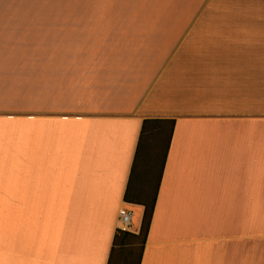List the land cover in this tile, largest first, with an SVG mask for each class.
Here are the masks:
<instances>
[{
  "label": "crops",
  "instance_id": "crops-1",
  "mask_svg": "<svg viewBox=\"0 0 264 264\" xmlns=\"http://www.w3.org/2000/svg\"><path fill=\"white\" fill-rule=\"evenodd\" d=\"M178 10L0 6V264H108L154 133L139 264H264V0Z\"/></svg>",
  "mask_w": 264,
  "mask_h": 264
},
{
  "label": "rangeland",
  "instance_id": "rangeland-1",
  "mask_svg": "<svg viewBox=\"0 0 264 264\" xmlns=\"http://www.w3.org/2000/svg\"><path fill=\"white\" fill-rule=\"evenodd\" d=\"M243 3V0H0V6L3 7H76V8H90L95 6H146V7H161V8H179L182 10H191L190 14L183 15L187 18L194 17V13H197L200 8L207 5L210 6H229L238 5ZM175 11V12H178ZM56 12V11H53ZM58 12V11H57ZM25 19L20 25L21 29H31L33 32L45 33L49 28H60L61 24H78L84 23L86 18L92 17V15H76V14H28L16 16ZM21 22V21H19ZM215 23H222L215 21ZM29 24V25H28ZM66 28H70L69 26ZM264 73V72H263ZM263 93H264V88ZM161 133V132H160ZM150 146H152L150 153V159L147 157L148 167L141 173V180L144 186H138L140 196L138 200H142L147 204L151 203L153 193L155 190V181L158 176L160 160L162 155V149L156 145L157 135L159 140L162 141L167 137V133L161 136L159 133H154ZM158 140V141H159ZM155 141V142H154ZM160 158V159H159ZM141 164V161H140ZM141 170V168H140ZM139 170V171H140ZM133 192L136 186H131ZM139 240L135 241V244L130 246L132 249V255L130 257L131 264H136L138 252H139Z\"/></svg>",
  "mask_w": 264,
  "mask_h": 264
},
{
  "label": "trees",
  "instance_id": "trees-1",
  "mask_svg": "<svg viewBox=\"0 0 264 264\" xmlns=\"http://www.w3.org/2000/svg\"><path fill=\"white\" fill-rule=\"evenodd\" d=\"M165 121H159V120H146L143 123L141 134H140V140H139V146L136 151L135 161L137 158L140 157V154L142 153V145L147 140L149 134H148V126H156V129H160L159 123H162ZM170 123H173L172 121ZM157 186H155L156 188ZM129 193L127 190V193L125 194V200L128 201L129 199ZM155 202V190L153 193V197L150 204L143 203L145 206L142 221H141V227L138 234H133L131 232L117 229L114 235L113 239V246L111 248L110 258L108 264H131L130 257L132 255V249L129 248L133 244H135L136 240H139V252L136 260V264H139L143 247L146 241V237L148 234L149 226L152 219L153 214V207Z\"/></svg>",
  "mask_w": 264,
  "mask_h": 264
},
{
  "label": "built area",
  "instance_id": "built-area-1",
  "mask_svg": "<svg viewBox=\"0 0 264 264\" xmlns=\"http://www.w3.org/2000/svg\"><path fill=\"white\" fill-rule=\"evenodd\" d=\"M132 212L130 210L121 209L119 211V221L122 230H131L132 226Z\"/></svg>",
  "mask_w": 264,
  "mask_h": 264
}]
</instances>
